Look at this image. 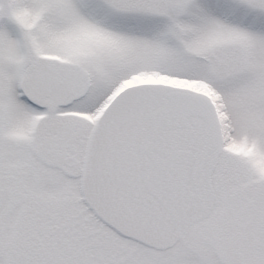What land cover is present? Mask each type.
I'll list each match as a JSON object with an SVG mask.
<instances>
[{
    "label": "snow or ice",
    "instance_id": "snow-or-ice-1",
    "mask_svg": "<svg viewBox=\"0 0 264 264\" xmlns=\"http://www.w3.org/2000/svg\"><path fill=\"white\" fill-rule=\"evenodd\" d=\"M0 264H264V0H0Z\"/></svg>",
    "mask_w": 264,
    "mask_h": 264
}]
</instances>
